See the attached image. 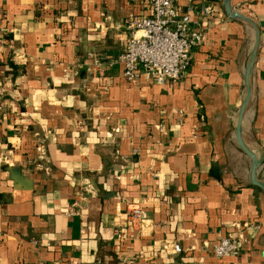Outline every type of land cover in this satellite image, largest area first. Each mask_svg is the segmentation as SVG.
Returning a JSON list of instances; mask_svg holds the SVG:
<instances>
[{
	"label": "crops",
	"instance_id": "0c3cea01",
	"mask_svg": "<svg viewBox=\"0 0 264 264\" xmlns=\"http://www.w3.org/2000/svg\"><path fill=\"white\" fill-rule=\"evenodd\" d=\"M178 5L203 43L184 77L156 84L127 81L117 61L148 0H0V264H264V193L236 140L254 30L223 0ZM231 6L261 32L242 133L260 156L264 0ZM129 204L149 221L119 242ZM222 237L237 258L212 256Z\"/></svg>",
	"mask_w": 264,
	"mask_h": 264
},
{
	"label": "built area",
	"instance_id": "2783aa9c",
	"mask_svg": "<svg viewBox=\"0 0 264 264\" xmlns=\"http://www.w3.org/2000/svg\"><path fill=\"white\" fill-rule=\"evenodd\" d=\"M148 3L151 15L136 17L128 23L130 40L117 61L123 66V76L129 82L140 77L156 84L177 81L189 70L193 50L203 43V35L192 28L191 15L180 10L178 0H148ZM2 32L1 29L0 34ZM123 217L125 225L117 234L119 242L129 238V229H136L143 235L149 219L142 204H129ZM163 249L173 255L183 252L179 244L171 242ZM211 254L217 259L237 258L240 245L232 238L222 237L212 246ZM140 255L150 262L159 257L152 246H146Z\"/></svg>",
	"mask_w": 264,
	"mask_h": 264
},
{
	"label": "water",
	"instance_id": "95a60500",
	"mask_svg": "<svg viewBox=\"0 0 264 264\" xmlns=\"http://www.w3.org/2000/svg\"><path fill=\"white\" fill-rule=\"evenodd\" d=\"M223 6L227 16L231 20L245 22L249 24L254 30V45L248 62V66L245 71L246 96L239 112L238 123L236 127V140L241 150L250 158L252 163L249 177L250 185L261 190L264 193V181L258 179L259 170L264 162V155L261 154L259 156L256 152L251 150L248 146H246L242 138L244 120L253 97V71L261 43V32L255 22L232 8L231 0H223ZM8 169L11 172L12 178L17 185L23 187L24 190H32V181L22 175L20 168L9 167Z\"/></svg>",
	"mask_w": 264,
	"mask_h": 264
}]
</instances>
